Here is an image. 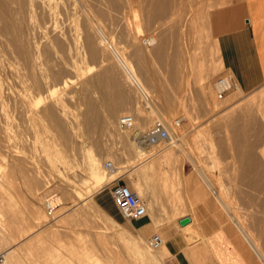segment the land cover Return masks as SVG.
Segmentation results:
<instances>
[{
  "label": "rangeland",
  "instance_id": "1",
  "mask_svg": "<svg viewBox=\"0 0 264 264\" xmlns=\"http://www.w3.org/2000/svg\"><path fill=\"white\" fill-rule=\"evenodd\" d=\"M81 1L89 7L87 17L77 0H57L58 11L50 15L54 23L43 34L22 14L21 19L16 13L0 17V184L7 174L13 183L5 186L11 211L0 207V264L7 247L19 264L193 263L189 246L200 245V235L191 224L183 227L192 235L187 233V244L177 223L184 214L203 235L214 230L207 239L216 264H264V88L243 89L220 63L212 38L234 26L240 0H167L163 16L148 13L153 0ZM14 2L10 8L18 7ZM218 13L227 15L220 29L213 26ZM87 34L97 38L96 58L89 55ZM151 36L157 44L142 45V38ZM227 74L238 87L218 99L213 82ZM103 86L109 87L106 99ZM113 101L121 106L111 113L107 107ZM50 106L59 127L46 115ZM121 114L134 117L133 129L116 125ZM85 117L95 119L88 124ZM159 118L180 121L175 139L139 157L133 138ZM233 129L243 131L240 145ZM91 156L99 158L98 174L87 165ZM105 160L116 168L111 177ZM115 178L144 200V216L153 226L149 233L143 234L146 222L128 219L114 206ZM51 195L59 199L53 216L43 208ZM152 234L161 244L180 236L188 259L173 257L170 243L163 257L159 247L149 248ZM210 263L204 259L203 264Z\"/></svg>",
  "mask_w": 264,
  "mask_h": 264
},
{
  "label": "crops",
  "instance_id": "2",
  "mask_svg": "<svg viewBox=\"0 0 264 264\" xmlns=\"http://www.w3.org/2000/svg\"><path fill=\"white\" fill-rule=\"evenodd\" d=\"M239 3V17L237 15L234 16V26L212 38L217 41L218 57L222 66L230 71L243 89L256 88L255 90H257L264 88V0H240ZM226 17L227 15L218 13L213 19L214 28H222L225 25ZM184 217L189 218V223L186 225L191 224L192 228L196 229L200 235V238L197 239L200 241V245L189 246L190 251L188 253H190L194 262L188 261L184 264H203L205 258L211 260L212 263L210 264H216L214 249L207 239L208 235L214 230L203 235L198 229V224L193 223L192 217L184 214L179 219ZM139 221L146 222L148 225L143 234L149 233L153 228L148 217L143 215L139 218ZM186 225L179 226V231L189 245L187 240V233L189 232L182 229ZM182 242L184 241L180 236H175L173 242L164 240L163 244L159 246L162 257L168 254L165 244L170 243L172 251L175 253L173 257L181 260L186 259L187 257L181 250ZM231 242L235 250L240 254L232 240Z\"/></svg>",
  "mask_w": 264,
  "mask_h": 264
},
{
  "label": "bare ground",
  "instance_id": "3",
  "mask_svg": "<svg viewBox=\"0 0 264 264\" xmlns=\"http://www.w3.org/2000/svg\"><path fill=\"white\" fill-rule=\"evenodd\" d=\"M16 2H14V3H17L18 5V7L16 8H10L9 6V3H10V0H0V17L2 18V17H5V15L7 14L8 15V17L10 18L11 16H12V14L14 15L15 13L17 14V15H20V16H18V17H20V19H21V14H22V17H24V19H25V17H26V19H28V21H26V20H24L25 22H29V25L34 29H36V30H40V33L41 34H43V33H46L45 31H47V30H49V29H51V27H50V25L49 24H52V23H54L53 21V17H51L50 15H55V12L56 11H58V10H56V7H57V0H15ZM59 1V0H58ZM86 1V0H85ZM110 3H111V0H108ZM113 1V0H112ZM60 2H61V0H60ZM71 2H72V0H71ZM75 2H76V0H75ZM114 2V1H113ZM153 2V5H151L152 6V10L150 9V11L151 12H148V13H152V15H161L165 10H166V2H167V0H153L152 1ZM12 3V2H11ZM10 3V4H11ZM90 3V2H89ZM113 4V3H112ZM73 5H74V3H73ZM76 5L78 6V8L83 12V14H87V15H89V7L83 2V1H81V0H77V3H76ZM91 5V4H90ZM63 7V6H62ZM168 7V6H167ZM61 8V7H60ZM64 9V8H63ZM69 10H67V12H68ZM91 11V10H90ZM98 11V10H97ZM71 12V11H70ZM99 12V11H98ZM171 12H172V10H171ZM175 12V11H174ZM60 13V12H59ZM69 13V12H68ZM91 13V12H90ZM93 13V12H92ZM168 13V12H167ZM201 13V12H200ZM11 14V15H10ZM16 14L14 15V18H15V16H16ZM73 14V13H72ZM94 14V13H93ZM6 15V16H7ZM58 15V14H57ZM56 15V16H57ZM77 15V14H76ZM87 15H86V17H87ZM151 15V16H152ZM66 16V15H65ZM70 16V15H69ZM82 16V15H81ZM90 16H92L91 14H90ZM90 16H88V17H90ZM162 16H163V14H162ZM162 16H160V17H162ZM18 17H16V19L18 18ZM51 17V18H50ZM74 17V16H73ZM96 18H97V16H95ZM95 17H93V18H95ZM201 17H203V16H201ZM12 18V17H11ZM53 18V19H52ZM59 18V17H58ZM154 18V17H153ZM2 19H4V18H2ZM1 19V20H2ZM52 19V20H51ZM72 19V18H71ZM6 20V19H5ZM13 20V19H12ZM18 20V19H17ZM58 20V19H57ZM60 20V19H59ZM70 20V19H69ZM86 20V19H85ZM93 20V19H92ZM97 20V19H96ZM11 21V20H10ZM52 21V22H51ZM80 21H82V20H80ZM83 21H84V19H83ZM90 21H91V17H90ZM89 21V22H90ZM94 21V20H93ZM7 22V21H6ZM98 22V21H97ZM57 23V22H56ZM68 23V22H67ZM93 24H96L95 22H92ZM2 23H0V25H1ZM10 24V23H9ZM24 24V23H23ZM27 24V23H26ZM7 25V24H6ZM56 25V24H55ZM97 25V24H96ZM96 25H94V27H95V29H96V31L98 32L99 31V29H98V26H96ZM2 26V25H1ZM23 26V25H22ZM52 26V25H51ZM54 26V25H53ZM100 26V25H99ZM9 27H11V25L9 26ZM20 27H21V24H20ZM19 27V28H20ZM49 27V28H48ZM57 26H55V28H56ZM86 27V26H85ZM22 28V27H21ZM28 28V27H27ZM53 28V27H52ZM58 28V27H57ZM56 28V29H57ZM81 28V27H80ZM79 28V29H80ZM140 28V27H139ZM94 29V28H93ZM138 29V28H137ZM0 30H1V28H0ZM20 30V29H19ZM53 30V29H52ZM85 30V29H84ZM92 30V29H91ZM2 31H3V29H2ZM1 31V32H2ZM5 31V30H4ZM25 31V30H24ZM43 33H42V32ZM54 31V30H53ZM93 32H94V30H92ZM95 31V32H96ZM34 32V31H33ZM39 32V31H38ZM57 32V31H56ZM58 32H60V31H58ZM87 32H88V30H87ZM7 33V32H6ZM10 33H12L11 31H10ZM24 33V32H23ZM35 33H37V32H35ZM86 33V32H85ZM84 33V34H85ZM47 34H49V33H47ZM46 34V35H47ZM55 34H57V33H55ZM81 34H83L82 32H81ZM2 35H3V33H2ZM53 35V34H52ZM62 35V34H61ZM135 35V34H134ZM27 36V35H26ZM30 36V35H29ZM36 36H38V34L36 35ZM43 36V35H42ZM45 36V35H44ZM51 36V35H50ZM54 36V35H53ZM85 36V41H86V43L88 44V46L90 47V49H91V54L89 53V55H92V58L93 57H95V55H96V51H98L95 47H96V45H94V43H95V40H97V38L96 39H94V41H93V39H92V35H90V34H87V35H84ZM83 36V37H84ZM93 36H94V34H93ZM95 36H96V34H95ZM94 36V37H95ZM98 36V35H97ZM3 37H4V35H3ZM8 37H10V36H8ZM17 37V36H16ZM25 37V36H24ZM40 37V36H39ZM55 37H56V35H55ZM54 37V38H55ZM102 37V36H101ZM132 37H134L133 35H132ZM131 37V38H132ZM4 38H6V37H4ZM42 38V37H41ZM130 38V39H131ZM136 38V37H135ZM134 38V39H135ZM28 39V38H27ZM31 39V38H30ZM29 39V40H30ZM40 39V38H39ZM44 39V38H43ZM60 39V38H59ZM83 39V38H82ZM150 39V44H152V45H155V44H157V41L155 40V38H153V37H151V38H149ZM6 40H7V38H6ZM5 40V41H6ZM136 40V39H135ZM22 41V40H21ZM41 41H43V40H41ZM50 41H52L51 39H50ZM81 41V40H80ZM83 41V40H82ZM84 41V42H85ZM100 41V40H99ZM99 41H97L96 43H99ZM104 41V40H103ZM107 41V40H106ZM105 41V42H106ZM137 41V40H136ZM17 42V41H16ZM24 42V41H23ZM32 42V41H31ZM44 42H46V40L44 41ZM58 42H61V41H58ZM57 42V43H58ZM135 42V41H134ZM133 42V43H134ZM9 43V42H8ZM14 43V42H13ZM22 43V42H21ZM40 43V42H39ZM42 43V42H41ZM103 43V42H102ZM101 43V44H102ZM4 44V43H3ZM46 44H47V46L49 45L47 42H46ZM52 44H53V42H52ZM55 44V43H54ZM6 45V44H5ZM4 45V46H5ZM10 45V44H9ZM23 45H24V43H23ZM81 45V44H80ZM84 45V44H83ZM35 46V45H34ZM40 46V45H39ZM46 46V45H45ZM44 46V48H46ZM50 46V45H49ZM57 46V45H56ZM106 46V45H105ZM7 47V46H6ZM9 47V46H8ZM15 47H16V45H15ZM100 47V46H99ZM107 47V46H106ZM10 48V47H9ZM23 48V47H22ZM21 48V49H22ZM34 48V47H33ZM41 48H42V46H41ZM56 48V47H55ZM12 49V48H11ZM16 49V48H15ZM48 49V48H47ZM58 49V48H57ZM96 49V50H95ZM7 50V49H6ZM6 50H3L4 52L6 51ZM14 50V49H13ZM38 50V49H37ZM46 50V49H45ZM49 50H50V48H49ZM9 51V50H8ZM8 51H6V52H8ZM34 51V50H33ZM42 51V50H41ZM44 51V50H43ZM100 51V50H99ZM37 52V51H36ZM101 52V51H100ZM49 53V52H48ZM5 54V53H4ZM42 53H40L39 55H41ZM44 54H46V53H44ZM99 55V54H98ZM138 55V54H137ZM9 56V55H8ZM7 56V57H8ZM36 56V55H35ZM38 56V55H37ZM36 56V57H37ZM4 57V56H3ZM6 57V58H7ZM17 57H19V56H17ZM34 57V56H33ZM42 57V56H41ZM40 57V58H41ZM38 58H39V56H38ZM39 58V59H40ZM91 58V59H92ZM96 58V57H95ZM19 59V58H18ZM38 59V60H39ZM44 59V58H43ZM41 60V59H40ZM94 60V59H93ZM37 61V60H36ZM41 61H43V60H41ZM46 61V60H45ZM38 64V63H37ZM36 65V64H35ZM18 66H19V64H18ZM26 66V65H25ZM45 66V65H44ZM127 68V67H126ZM16 69V68H15ZM36 69V68H35ZM43 69V68H42ZM47 69V68H46ZM128 69V71H130V73L132 74L133 73V76H134V74H135V72H133V70H131V68L129 69V68H127ZM26 70H28V68H26ZM40 70H41V68H40ZM40 70H39V72H40ZM1 71V70H0ZM108 71V70H107ZM36 72V71H35ZM43 72V71H42ZM106 72V71H105ZM33 73V72H32ZM101 73V72H100ZM106 73H108V72H106ZM105 73V74H106ZM109 74V73H108ZM30 75V74H29ZM38 75V74H37ZM61 75V74H60ZM98 75V74H97ZM101 75V74H100ZM103 75V74H102ZM130 75V74H129ZM22 76V75H21ZM36 76V75H35ZM53 76V75H52ZM108 76V75H107ZM106 76V79L108 78ZM131 76V75H130ZM138 75H136L135 77H137ZM96 77V76H95ZM102 77V76H101ZM56 78H58L57 77V75H56ZM104 78V77H103ZM131 78H132V76H131ZM26 79V78H25ZM60 79V78H59ZM32 80V79H31ZM54 80H55V78H54ZM111 80V79H110ZM112 80H114V79H112ZM111 80V81H112ZM132 80H133V78H132ZM60 80H58V82H59ZM91 81H93V80H91ZM97 81V80H96ZM99 81H100V79H99ZM106 81V80H105ZM105 81H103V82H105ZM134 81V80H133ZM35 82V81H34ZM47 82V81H46ZM61 82V81H60ZM102 81H100V83H101ZM102 82V83H103ZM107 82H108V79H107ZM116 81H114L113 82V84L115 83ZM132 82V81H131ZM138 82V81H137ZM37 83V82H36ZM44 83V82H43ZM64 83V82H63ZM63 83H60V84H63ZM72 83V82H71ZM100 83H98V85L100 84ZM136 83V82H135ZM48 84V83H47ZM59 84V83H58ZM73 84V83H72ZM95 84V83H94ZM105 84H106V82H105ZM104 84V85H105ZM108 84H110V83H108ZM113 84H110V85H113ZM134 84V83H133ZM25 85V84H24ZM44 85V84H43ZM134 85H137V84H134ZM22 86V85H21ZM59 86V85H58ZM68 85L67 84H64L63 86H62V88L61 89H65L66 87H67ZM108 86V85H107ZM116 84L114 85V88L116 89ZM28 87V86H27ZM55 87V86H54ZM100 87V86H99ZM113 87V86H112ZM139 87V86H138ZM140 87H141V85H140ZM237 85L235 86V88L237 89ZM46 88V87H45ZM103 89H102V95H103V97L104 96H106L107 95V90H109L108 88H106L105 86H103L102 87ZM40 89V88H39ZM42 89H43V87H42ZM47 89V88H46ZM115 89L113 90V88H112V90H113V92H115ZM137 89V88H136ZM140 89V88H139ZM60 89H57L56 91H53V93L52 94H54V93H56L57 91H59ZM117 90V89H116ZM142 90V89H141ZM16 91V90H15ZM41 91H43V90H41ZM111 91V90H110ZM258 91H261V89L259 90L258 89ZM28 92V91H27ZM112 91H111V93H113ZM117 92V91H116ZM115 92V93H116ZM49 93V92H48ZM110 93V92H109ZM110 93V94H111ZM144 93V92H143ZM263 93L264 92H262V93H260V95L261 96H263ZM118 94V93H117ZM42 95V94H41ZM48 95V94H47ZM254 95H255V93H254ZM254 95H252V96H254ZM257 95V94H256ZM255 95V96H256ZM112 96V95H111ZM113 96H116V95H114L113 94ZM118 96V95H117ZM259 96V95H258ZM50 97H51V94H50ZM53 97V96H52ZM109 97V96H108ZM1 98V97H0ZM105 98V97H104ZM120 98V97H119ZM106 99V98H105ZM105 99H104V101H105ZM110 99V98H109ZM121 99V98H120ZM258 99H260V98H258ZM103 100V99H102ZM112 100H114V99H112ZM117 100V99H116ZM123 100V99H122ZM46 101V100H45ZM57 101V100H56ZM260 101V100H259ZM50 102H52V101H50ZM112 102V101H111ZM120 102H121V100H120ZM119 102V103H120ZM4 103V102H3ZM59 103V102H58ZM63 103V102H62ZM90 103L91 102H89V104H87L88 105V107L86 108V110H90L89 111V113H88V115L91 113V111L93 110V106H92V104L90 105ZM118 103V104H119ZM52 104L53 105H51V106H54V102H52ZM118 104H116L114 101H113V103H108V107L107 108H109V109H107V110H109L111 113H113V112H115V110H116V108H117V106H118ZM121 104V103H120ZM119 104V105H120ZM50 106V108L51 109H47L48 111L46 112L47 114L46 115H50L51 116V118H52V120L54 119L55 121L54 122H57V124H56V126H58L59 127V124H60V119L56 116V110L55 109H53V107H51ZM59 106V105H58ZM121 106V105H120ZM119 106V107H120ZM43 108V107H42ZM55 108V107H54ZM118 109V108H117ZM120 109V108H119ZM1 110V109H0ZM95 110V109H94ZM2 111H3V109H2ZM119 111V110H118ZM110 112H109V114H110ZM3 113V112H2ZM24 114H25V112H23ZM43 114V113H42ZM94 114V113H93ZM7 115V114H6ZM114 115V114H113ZM44 116V115H43ZM50 118V117H49ZM95 119V118H94ZM93 119V120H94ZM85 120H86V122L89 124V120L91 121L90 123H93L92 121L93 120H91V118L89 117V119L88 118H86L85 117ZM63 121V120H62ZM96 121V120H95ZM53 122V121H52ZM104 123V122H103ZM107 123H109V121H107ZM51 125V124H50ZM95 126V125H94ZM133 129V128H132ZM136 129V128H135ZM26 131V130H25ZM142 132H137V135H136V137H134L133 138V140H135V143H136V146H137V148H138V152H139V157L141 156V157H145V156H147L148 155V153H149V147H147V146H145V145H143V144H140L139 143V141H138V137L144 132L143 130H141ZM245 131V130H244ZM4 132V131H3ZM232 134H234L235 135V143H237V144H241V143H243V140H241V138L239 137L240 136V134H242L243 133V131H240L239 129H233L232 131H230ZM29 133V132H28ZM3 135V134H2ZM171 138H173V136L171 135L170 136ZM133 142V141H132ZM236 144V145H237ZM171 146V145H170ZM178 146V145H177ZM172 147V146H171ZM181 147V146H180ZM185 148V147H184ZM7 151V150H6ZM9 151V150H8ZM13 151V150H12ZM169 152V150H166V153H168ZM159 153V152H158ZM162 153V152H161ZM185 153V152H184ZM165 153L163 152L162 153V156L164 155ZM171 154V151H170V153H169V155ZM174 154V153H173ZM185 154H187V153H185ZM168 155V154H167ZM166 154L164 155V156H167ZM168 155V156H169ZM94 156H95V154H94ZM94 156H91L90 158H89V161H88V166H89V168H90V171H91V173H94V174H98V171L99 170H102V169H100L99 168V163L100 162H98L99 160V158L97 159V158H95ZM160 156V155H159ZM161 156V157H162ZM88 157V156H87ZM167 158V157H166ZM88 160V159H87ZM151 162V161H150ZM112 163V162H111ZM154 163V162H153ZM194 164V163H193ZM196 164V163H195ZM86 165V166H87ZM3 166V165H2ZM9 167V166H8ZM15 167V166H14ZM194 167H195V165H194ZM15 168H17V167H15ZM197 168V167H196ZM199 168V167H198ZM197 168V169H198ZM8 169V168H7ZM115 167L113 166V169L112 170H110L111 171V175H110V177L113 175V172H115ZM153 169V168H152ZM196 169V170H197ZM17 170V169H16ZM20 170H21V168H20ZM14 171V170H13ZM22 171V170H21ZM21 171H19V172H21ZM117 171V170H116ZM16 172V171H15ZM18 172V171H17ZM101 172V171H100ZM197 172V171H196ZM198 172H200V174L202 175V172H201V169L200 170H198ZM22 174H23V172H21ZM109 175V174H108ZM97 176V175H96ZM131 176V175H130ZM2 177V176H1ZM103 177V176H102ZM203 178L205 177V176H202ZM101 178V177H100ZM108 178H109V176H108ZM4 179V182H2L1 184H0V207H4L5 209H8V211L10 210L11 211V206H10V204H11V198H10V196H9V193L7 194V192L5 191V186H10L11 184H13L12 183V174H7L6 176H5V178H3ZM2 179V180H3ZM99 180V179H98ZM206 181H207V179H206ZM99 182H100V180H99ZM208 182V181H207ZM37 184V183H36ZM99 184V183H98ZM13 186V185H12ZM167 186V185H166ZM130 188V187H129ZM7 190V189H6ZM137 196H138V198L143 202V204H144V206H145V202H144V200L142 199V198H140L139 197V195L137 194V193H135ZM44 198V197H43ZM59 200V199H58ZM58 200H57V197L55 196V195H51V196H49V197H47L46 198V200L45 201H52L53 202V204H55V206H57V205H59V203H58ZM237 202V201H236ZM13 204V203H12ZM3 208V209H4ZM2 209V208H1ZM4 209V210H5ZM145 212H146V208H145ZM34 213V212H33ZM229 213V212H228ZM11 214V212H9V215ZM13 214V213H12ZM11 214V216H13ZM15 214V213H14ZM233 214V213H232ZM231 214V215H232ZM17 215V214H16ZM51 215L53 216V212L51 213ZM50 215V216H51ZM229 215V214H228ZM15 217V216H14ZM230 217H233V216H230ZM238 218V217H237ZM233 222H236V226H238V229L239 230H241L242 231V234H245V232L246 231H244L243 230V228H242V224H239L238 223V219H235V216H234V218H233ZM1 221V220H0ZM5 223V222H4ZM6 223H7V221H6ZM12 223V222H11ZM25 223V222H24ZM189 223V222H188ZM42 224V223H41ZM187 224V223H186ZM185 224V225H186ZM235 224V223H234ZM27 225V224H26ZM184 226V225H183ZM221 227V226H220ZM26 228V227H25ZM21 229V228H20ZM23 230V229H22ZM19 232V231H18ZM24 232V231H23ZM2 234V233H1ZM4 234V233H3ZM13 234V233H12ZM247 234V233H246ZM245 234V235H246ZM10 235V234H9ZM248 235V234H247ZM246 235V236H247ZM0 236H2V235H0ZM249 236V235H248ZM10 237V236H9ZM248 238V237H247ZM5 239V238H4ZM161 239V238H160ZM249 239V238H248ZM161 242H162V240H161ZM252 242V241H251ZM161 244V243H160ZM252 244V243H251ZM255 244V243H254ZM250 245V244H249ZM253 246V245H252ZM256 246V245H255ZM255 246H254V248H255ZM260 246V245H259ZM40 247V246H39ZM0 248H1V239H0ZM2 250V249H1ZM256 250H258V248H256ZM12 249L11 248H8L7 247V249H5L2 253H1V257H2V263L1 264H15V263H18L19 264V262H16V258H15V256L13 255V253H12ZM255 252V251H254ZM258 253H259V251H257ZM44 257V256H43ZM42 257V258H43ZM40 258V257H39ZM263 258V257H262ZM262 261V260H261ZM263 261H264V259H263ZM37 264H39V263H37ZM41 264V263H40Z\"/></svg>",
  "mask_w": 264,
  "mask_h": 264
},
{
  "label": "built area",
  "instance_id": "4",
  "mask_svg": "<svg viewBox=\"0 0 264 264\" xmlns=\"http://www.w3.org/2000/svg\"><path fill=\"white\" fill-rule=\"evenodd\" d=\"M152 37V36H151ZM144 46H151L149 37L142 38ZM237 84L231 75L218 76L213 82V91L216 98H221L230 89H235ZM179 120L166 121L162 118L155 119L138 137L140 144L149 148H159L170 144L175 139L174 128L179 125ZM116 125L119 128L130 130L134 125V117L131 114H121L116 118ZM173 136L171 138L170 136ZM105 171L113 169L109 160L102 162ZM110 188L111 200L114 206L128 219H138L145 214V206L138 196L123 182L115 178ZM43 208L47 215H51L55 208L52 201H44ZM147 245L151 249L159 247L161 239L158 235L152 234L147 238Z\"/></svg>",
  "mask_w": 264,
  "mask_h": 264
},
{
  "label": "water",
  "instance_id": "5",
  "mask_svg": "<svg viewBox=\"0 0 264 264\" xmlns=\"http://www.w3.org/2000/svg\"><path fill=\"white\" fill-rule=\"evenodd\" d=\"M188 222H189V218L188 217L181 218V219H179L177 221L178 225H180V226H183V225H185Z\"/></svg>",
  "mask_w": 264,
  "mask_h": 264
}]
</instances>
